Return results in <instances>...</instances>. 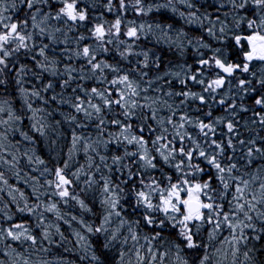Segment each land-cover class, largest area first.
Returning <instances> with one entry per match:
<instances>
[{
  "label": "snow or ice",
  "instance_id": "6c2138e0",
  "mask_svg": "<svg viewBox=\"0 0 264 264\" xmlns=\"http://www.w3.org/2000/svg\"><path fill=\"white\" fill-rule=\"evenodd\" d=\"M73 249L264 264V0H0V264Z\"/></svg>",
  "mask_w": 264,
  "mask_h": 264
},
{
  "label": "trees",
  "instance_id": "16d2710c",
  "mask_svg": "<svg viewBox=\"0 0 264 264\" xmlns=\"http://www.w3.org/2000/svg\"><path fill=\"white\" fill-rule=\"evenodd\" d=\"M161 2H162V0H161ZM154 15H155V18H156V19L169 20L170 22L174 19V20L177 22L178 25H181V24L183 23V22L180 20V18H179L176 14L171 13L169 10H161V12L156 13V14H154ZM129 18H131V14H130V17H129ZM164 54L167 55V56H169V57L171 56V53L168 52L166 49H165ZM13 182H15L14 179H13ZM18 183H19V186H21L22 189H25V188H26V186H24V185L22 184V182H18ZM65 227H66V226H65ZM66 234H67V233H66ZM72 239H74V237H73ZM93 243H95V241H93ZM67 246H68L69 248L72 247L71 244H68ZM24 247H27V246L25 245ZM18 250H22V249H18ZM54 251H55V250H54ZM59 251L62 252L63 249H59ZM64 256H65L66 259L74 261V264H80V261H79V259H78L79 256H80V253L77 252L75 249H73V251L71 252V254H69V253H64ZM3 258H4L3 255L0 254V259H3ZM48 258H49V259H52L53 256H52V255H49Z\"/></svg>",
  "mask_w": 264,
  "mask_h": 264
}]
</instances>
